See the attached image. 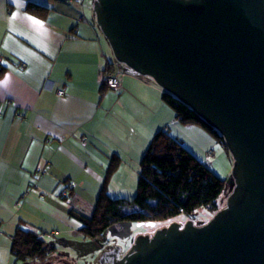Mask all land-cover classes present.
Wrapping results in <instances>:
<instances>
[{
  "label": "crops",
  "instance_id": "1",
  "mask_svg": "<svg viewBox=\"0 0 264 264\" xmlns=\"http://www.w3.org/2000/svg\"><path fill=\"white\" fill-rule=\"evenodd\" d=\"M31 1L48 9L31 12ZM89 3L0 0V264H17L18 229L80 230L70 210L82 208L65 201L76 198L74 185H115L110 168L139 169L159 130L198 153L214 144L176 119L151 77L114 58ZM113 62L120 86L103 92L102 70Z\"/></svg>",
  "mask_w": 264,
  "mask_h": 264
},
{
  "label": "water",
  "instance_id": "2",
  "mask_svg": "<svg viewBox=\"0 0 264 264\" xmlns=\"http://www.w3.org/2000/svg\"><path fill=\"white\" fill-rule=\"evenodd\" d=\"M115 59L224 139L226 204L203 225L138 235L113 264H264V0H94Z\"/></svg>",
  "mask_w": 264,
  "mask_h": 264
},
{
  "label": "trees",
  "instance_id": "3",
  "mask_svg": "<svg viewBox=\"0 0 264 264\" xmlns=\"http://www.w3.org/2000/svg\"><path fill=\"white\" fill-rule=\"evenodd\" d=\"M27 9L43 12L48 7L31 1ZM117 65V62L107 63L102 70L103 92L110 89L106 76L117 74ZM162 96L181 124L198 125L225 146L223 137L190 107L166 91ZM106 182L101 187L92 214L70 210V214L81 223L80 231L85 237L101 236L109 227L128 221L170 222L180 215L186 220L194 219L200 209L216 213L220 209L219 199L227 190L229 181L218 176L183 139L165 128L155 134L141 159L137 191L133 197L113 196ZM54 250L53 242L46 241L41 234L29 229H18L11 247L17 264L46 261Z\"/></svg>",
  "mask_w": 264,
  "mask_h": 264
},
{
  "label": "rangeland",
  "instance_id": "4",
  "mask_svg": "<svg viewBox=\"0 0 264 264\" xmlns=\"http://www.w3.org/2000/svg\"><path fill=\"white\" fill-rule=\"evenodd\" d=\"M78 1L80 2V0ZM93 1L94 0H90L89 4L92 5ZM111 52L114 56L112 48ZM160 88L163 93L165 90L162 87ZM213 139L214 144L211 145L212 147H210V149H206L204 145L198 153V149L195 146L193 148L196 156L202 160L205 159L218 176L229 181L227 190L223 193L218 202L221 209L225 206L227 196L233 186L230 182L233 173V157L222 143L217 142L214 137ZM209 152L211 153L208 154ZM132 168L133 169L130 171H128L129 166L112 169L114 170L113 173L116 174V178L113 180V184L115 185H107L109 192L113 196H127L126 198H131L136 194L140 166L137 170L135 167ZM129 173H134L135 175L131 176ZM101 185L102 184L74 185V196L76 198L74 199L73 197H70L69 199L64 200L66 203L73 204L71 207L74 206V204L76 208L81 207L82 211L80 212L83 214H92L98 193L102 187ZM69 188L72 189L71 186H69ZM69 188L67 189L69 190ZM214 214V212L211 213L207 210L200 209L192 220L196 225H203L212 218ZM187 220L180 215L170 222L165 220L128 221L109 227L103 235L95 238L85 237L79 229H70L68 232H56V234H52V229H45L44 231H41L40 229L43 238L48 242L52 241L54 243L55 250L49 255L46 261L37 260L38 262H28V264L112 263L115 260L113 259V254L115 253L119 258L124 256L132 247L138 235L152 236L157 229L168 226L174 221L185 223ZM61 239L64 240V242ZM19 264L24 263L21 262Z\"/></svg>",
  "mask_w": 264,
  "mask_h": 264
},
{
  "label": "built area",
  "instance_id": "5",
  "mask_svg": "<svg viewBox=\"0 0 264 264\" xmlns=\"http://www.w3.org/2000/svg\"><path fill=\"white\" fill-rule=\"evenodd\" d=\"M106 83L110 89L117 90L120 86V81H119L118 75L117 74H108L106 76ZM63 92H64L63 90H59L58 94L62 95Z\"/></svg>",
  "mask_w": 264,
  "mask_h": 264
},
{
  "label": "flooded vegetation",
  "instance_id": "6",
  "mask_svg": "<svg viewBox=\"0 0 264 264\" xmlns=\"http://www.w3.org/2000/svg\"><path fill=\"white\" fill-rule=\"evenodd\" d=\"M118 258H119V257L114 253V254H113V259L117 260ZM113 259H112V260H113ZM115 260H114V261H115ZM114 261H113V262H114ZM113 262H112V263H113ZM112 263H107V264H112Z\"/></svg>",
  "mask_w": 264,
  "mask_h": 264
}]
</instances>
